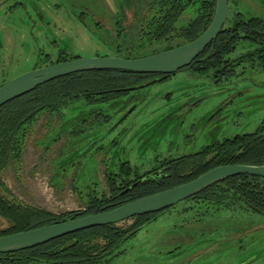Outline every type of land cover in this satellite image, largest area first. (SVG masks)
Listing matches in <instances>:
<instances>
[{
  "label": "rangeland",
  "instance_id": "1",
  "mask_svg": "<svg viewBox=\"0 0 264 264\" xmlns=\"http://www.w3.org/2000/svg\"><path fill=\"white\" fill-rule=\"evenodd\" d=\"M151 1L0 0V86L64 56L122 57L141 35L144 19L154 14ZM197 12L198 6L188 8L179 25ZM238 12L264 18V0H229L228 17ZM254 47L242 42L229 57L240 59ZM235 69V75L218 82L213 71L203 74L189 67L134 90L139 91L135 104L128 94L115 105L76 101L64 118L43 113L20 164L1 173L11 199L56 214L80 211L90 195L110 193L109 177L118 174L132 185L170 159L255 132L264 120V70L247 60ZM94 111L108 120L94 123ZM83 118L88 120L82 124ZM64 125L84 131L71 134L68 127L63 132ZM123 165L131 168L129 176L120 172ZM187 203L142 226L132 218L117 223L124 231L122 243L103 264H264L263 215L239 206ZM8 224L0 217L1 230Z\"/></svg>",
  "mask_w": 264,
  "mask_h": 264
},
{
  "label": "trees",
  "instance_id": "2",
  "mask_svg": "<svg viewBox=\"0 0 264 264\" xmlns=\"http://www.w3.org/2000/svg\"><path fill=\"white\" fill-rule=\"evenodd\" d=\"M149 5L154 9V14L144 19L141 35L131 47L124 50L126 52H123L122 57L134 59L149 56L195 40L210 25L217 0H152ZM191 6H198L197 15L188 23L179 25L181 17ZM227 22L229 24L225 25L219 37L189 66L203 74L213 71L218 82L235 75L236 66L246 60L264 70V18H246L238 12L234 18L228 17ZM121 23V20L117 21V25ZM242 42L251 43L255 47L240 59L231 60L230 54ZM75 58L79 56H64L58 62ZM158 76L160 75L127 70L76 73L49 81L0 108V217L9 223L6 228L0 229V237L108 211L192 181L217 166L264 164L263 120L253 133L226 138L203 153L168 160L166 172L145 179L133 188L132 181L127 178L119 180L118 174L109 177L110 193L90 195L87 205L80 211L56 214L45 208L26 206L11 199L12 193L5 185L1 173L11 164H20L27 138L43 113L58 114L60 118H64L65 111L76 101H84L86 105H115L122 96L130 93L131 88ZM93 113L96 118L94 123L108 120V116L101 111ZM70 119L68 116L64 123ZM87 120L83 118L82 124ZM68 127L64 125L63 132ZM70 128L71 134L84 131L77 128L75 130L74 125ZM211 153L214 154L208 157ZM120 172L129 176L131 168L123 165ZM186 201L197 207L202 202L218 208L233 209L239 206L264 216V177H230L210 185ZM172 208L175 207L132 219L142 226L144 222H150ZM123 235L124 231H119L116 224L96 226L33 248L0 254V264H103L104 259L120 247Z\"/></svg>",
  "mask_w": 264,
  "mask_h": 264
},
{
  "label": "water",
  "instance_id": "3",
  "mask_svg": "<svg viewBox=\"0 0 264 264\" xmlns=\"http://www.w3.org/2000/svg\"><path fill=\"white\" fill-rule=\"evenodd\" d=\"M228 13L229 0H217L214 17L198 38L149 56L134 59L120 56L79 57L24 72L0 86V108L49 81L81 72L127 70L164 76L177 73L188 68L219 37L227 21ZM157 82L159 79H153L130 90L143 89ZM134 109L135 107H132L128 110L114 127L121 124ZM238 175L264 177V164L217 166L192 181L139 198L108 211L2 236L0 237V254L33 248L88 228L117 224L136 216L161 212L188 200L212 184Z\"/></svg>",
  "mask_w": 264,
  "mask_h": 264
},
{
  "label": "flooded vegetation",
  "instance_id": "4",
  "mask_svg": "<svg viewBox=\"0 0 264 264\" xmlns=\"http://www.w3.org/2000/svg\"><path fill=\"white\" fill-rule=\"evenodd\" d=\"M38 64V63H37ZM40 67V65H37L36 66V68H39ZM42 66H44V65H42ZM159 77V76H158ZM166 77V76H165ZM141 90V89H140ZM138 93H139V91H130V93H129V99H131V101H133L134 99H135V97L137 96L138 97ZM137 102V100H135V101H133V104H135ZM132 104V105H133ZM131 105V106H132ZM130 106V107H131ZM126 113V112H125ZM122 117V116H121ZM166 170H167V167H164V168H161V169H158V170H154L153 171V173H151V174H148V175H146L144 178H142V179H140L138 182H136V183H134V184H132L131 185V188H133V187H135V186H137L138 184H140V183H142V181H144L145 179H148V178H153V177H157L158 175H160L161 173H163V172H166ZM154 173H156V174H154ZM154 175H156V176H154ZM153 176V177H152ZM163 176H164V174H163ZM122 254H124V253H121V255Z\"/></svg>",
  "mask_w": 264,
  "mask_h": 264
}]
</instances>
